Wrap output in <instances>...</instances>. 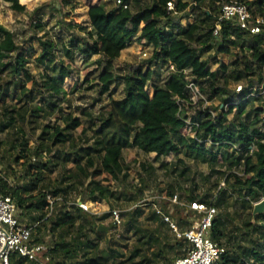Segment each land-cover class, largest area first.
I'll list each match as a JSON object with an SVG mask.
<instances>
[{
    "label": "trees",
    "instance_id": "trees-1",
    "mask_svg": "<svg viewBox=\"0 0 264 264\" xmlns=\"http://www.w3.org/2000/svg\"><path fill=\"white\" fill-rule=\"evenodd\" d=\"M4 1L17 11L26 7L21 3L23 0ZM132 1L135 11L122 5L109 10L103 4L92 5L88 10L93 44L80 50L87 56L99 54L98 62H105L100 75L102 91L109 90L111 82L118 80L124 83V96L120 99L111 96L95 117L88 113L97 119L99 128L94 129L91 138L84 129L82 143L74 135L82 125L81 119L72 113H62L67 95L65 84L74 68L71 64L53 63L52 54L58 43L52 37L42 40L39 60L47 71L42 77H35L25 67V56L14 55L18 49L15 35L0 21V72L8 70L3 79L6 85H0V96L5 99L13 93L18 101L27 99L19 106L0 104V133H12L9 144L10 149L18 152L15 161L24 158L30 164L26 172L30 177L21 184H14L7 171H0V195L15 198L21 215L35 225L33 243H41L42 224L51 221L49 230L56 237L46 250L49 264H173L186 254L190 242L184 235H177L163 213L173 218L183 233L193 220L180 204L171 210L168 202H164L150 211L148 220L156 224L154 227L142 225L140 218L145 213L142 205L121 213L122 217H128L124 221L126 233L132 232L137 237V245L127 255L116 248H101L100 241L107 232L99 227L105 226L103 222L111 213L97 215L74 202L83 192L92 201L136 199L135 194L118 192L110 186L129 177V166L123 156L127 148L138 147L145 153H156L158 158L184 152L186 157L210 167L202 180L206 184L213 182V186L201 192L195 182L185 196L189 203L200 201L218 209L210 234L220 244L221 253L213 264H264V213L253 220L254 204L264 198V95L259 91L264 83V25L259 33L253 34L234 22L224 21L220 33L214 34L221 2L243 3L257 16L264 15V0ZM169 1L175 3L180 16L169 13ZM124 2L129 4L130 0ZM191 16L194 21L182 27L181 20ZM138 33L140 40L153 46L156 66L174 67L164 85H154L152 95L147 89L154 74L152 67L144 70L139 66L126 72L112 69V61ZM234 48L238 49L234 59L211 69L210 62L218 54L232 53ZM64 49L69 59L74 60L73 50ZM189 82L205 95L199 107L192 100ZM239 82H246L241 92L231 89L232 83ZM235 96L236 100L226 109L229 99ZM215 98L222 100L217 115L213 113L216 105H204ZM232 112L234 115L229 119ZM56 113L59 114L56 123L43 125L39 142L31 150L30 138L21 124L32 122L30 116L51 118ZM43 152L49 154L46 160L29 161L30 153L41 156ZM60 166L64 171L62 177L50 180L47 172ZM33 167L35 172L31 170ZM188 171V167H183L179 174L185 177ZM176 189L170 185L161 188V192L172 197ZM48 194L55 198L54 207L62 202L54 218L48 216L51 205ZM58 197L63 199L57 200ZM232 209L248 211L249 216L239 224L233 219ZM112 223L114 227L119 225ZM11 260L13 264H41L16 254Z\"/></svg>",
    "mask_w": 264,
    "mask_h": 264
},
{
    "label": "rangeland",
    "instance_id": "rangeland-1",
    "mask_svg": "<svg viewBox=\"0 0 264 264\" xmlns=\"http://www.w3.org/2000/svg\"><path fill=\"white\" fill-rule=\"evenodd\" d=\"M145 1L148 0H141L142 3ZM21 3L25 4L26 7L23 11H17L12 8L11 3L0 0V21L14 33L18 44V49L14 52V55L23 54L27 60L26 69L32 75L39 78L47 71V67L39 60L43 51L42 40L52 37L58 43L54 54H52V56L54 55L53 63L57 65L71 64L74 68V72L67 78L65 84L67 95L65 101L62 103V113H72L81 119L82 125L75 130L74 135L79 140V143H82V138L84 139L85 137L82 134L84 129L85 131L87 129V136L91 138L94 135V129L99 128L97 119L93 118V116L95 117L107 105L111 96L118 99L124 96V83L118 80L111 82L109 90L102 91V87L104 86L100 80V75L105 68V62H98L101 57L99 54L87 56V54L80 50L81 47L91 46L93 44V40L89 35V31L92 28L88 15L89 8L92 5L103 4L110 10L119 7V3L117 0H23ZM129 8H132L134 11L136 9L132 0L129 2ZM176 16L180 15L176 14ZM194 19V16L183 18L181 20L182 27L192 23ZM38 24L42 26H37ZM139 36L140 33L133 37L128 47L121 52V55L117 59L112 61V69L116 72H119L118 69H123V72H126L139 66L144 70L152 67L154 74L147 85V89L152 95L154 85H164L169 80L172 70L168 68L167 64H162L161 67L154 64L152 57L153 46L140 40ZM64 47L73 50L74 60L69 59ZM237 51L238 49L234 48L232 53L218 54L217 59L210 62L211 69H217L222 61L228 62L234 59ZM146 52L147 56L144 54ZM211 53L214 52L212 51ZM205 56H208V54ZM221 73L222 71L220 70L219 75ZM7 74L8 70L4 73L0 72V85H6L3 79H6L5 75ZM245 83H232L230 87L231 89L237 90L240 84L244 86ZM236 97L229 99L226 104V109L232 100H236ZM36 98L38 102L39 97L37 96ZM202 98H205V95L199 91L195 90L192 92V100L198 107L200 106L199 103H201L200 99ZM26 100L18 101L13 93L6 95L5 99H2V96H0V104L5 102L19 106ZM210 104L217 106L213 111L215 115L220 113L219 107L222 106V100L220 98H215L213 101H206L204 105L208 106ZM88 113H92L93 116H90ZM190 113L193 114L194 110L191 109ZM233 115L234 112L230 113L229 119ZM58 116V113L51 118L44 116L32 118L30 116L29 118L30 120L32 119V122L28 121L24 125L21 124L30 138L29 145L31 150H34V147L39 142V135L43 125L56 123ZM33 119H36V121ZM11 135V132L0 133V140L3 141L0 145V171L1 173L7 171L10 181L14 184H21L28 181L30 177V175H26V172L30 169V164L24 158H20L18 162L15 161L18 152L10 149L9 141L12 138ZM48 155L44 152L41 156L30 153L29 161L31 163H37L41 160H46ZM123 156L125 163L129 166V177L122 181L111 183L110 186L118 192L133 193L136 195V199L132 201L122 197L119 200L110 198L107 200L92 201L83 192L79 195L80 198L87 201L90 205V211L97 215H102L105 212L111 213L113 209H120L121 213H125L131 211L138 205H142L145 209V213L140 218L142 225L145 227H154L156 224L148 220L150 211L160 208L164 202H168L170 209L174 210L177 203L171 200L173 196H165L161 192V188L174 185L178 188L175 192L178 195V200L188 205L189 201L185 194L192 184L198 182L201 187V192L213 186V182L206 184L202 180V176L207 175L210 171L209 165L207 163L196 162L192 158L186 157L184 152L178 154L171 153L168 156L158 158L156 153H145L138 147H133L125 149ZM180 158L182 159L181 161L179 160ZM9 165L12 168L8 167ZM145 166H147L146 168L148 170H145ZM183 167L189 168L185 177L179 174ZM31 170L35 172L36 168L33 167ZM63 172L60 166L54 172H47V175L50 180L55 181L62 177ZM212 181L214 180L212 179ZM221 184H224V182ZM61 205L62 202L57 205L55 204L54 212L50 211L48 215L54 218V215L59 211ZM187 205L183 207L180 204V207L184 208L185 213L188 212L189 219L193 220L198 215L191 212ZM231 211L234 221L239 224L249 216L248 211L237 212L233 209ZM21 212V210L18 212L20 219L27 223V220L21 215ZM123 218V223L116 227L112 223L113 219L111 216L103 222L109 229L106 231L107 235L100 242L101 248L103 249L116 248L128 255L134 246L137 245V237L132 232L126 233L124 221L128 217L124 215ZM172 220L175 222L173 218ZM50 224L51 221H45L42 224L39 234L42 238L41 243L47 248L51 246L56 237V234L49 230ZM45 264L49 263L47 262Z\"/></svg>",
    "mask_w": 264,
    "mask_h": 264
},
{
    "label": "built area",
    "instance_id": "built-area-1",
    "mask_svg": "<svg viewBox=\"0 0 264 264\" xmlns=\"http://www.w3.org/2000/svg\"><path fill=\"white\" fill-rule=\"evenodd\" d=\"M117 1L124 8L129 7V4L124 2V0ZM167 9L169 13L177 14L173 1L167 3ZM224 21L234 22L242 29L256 34L262 30L264 15L255 16L248 6L243 3L221 2L214 34L220 33V24ZM144 54L147 56V52ZM171 69L174 70V67L171 66ZM188 87L192 92L198 91V88L192 82L188 83ZM242 88L243 85L240 84L237 87V92H241ZM259 91L260 94L264 95V83L259 87ZM47 198L51 202L49 212H52L55 198L51 194H48ZM56 199L62 200L63 198L58 197ZM171 200L177 202L176 204H181L183 207L187 205L178 200L177 194L173 195ZM74 203L86 211L91 210L89 203L80 198ZM187 206L190 210L196 211L198 216L193 219L191 227L183 233L179 232L178 226L172 218L163 213L165 220L170 223L177 235H184L190 242L186 254L176 258L173 264H213L219 259L221 253L220 244L210 234L218 209L214 205L200 201H192ZM19 210L20 208L15 198L9 195H0V264H13L11 260L13 254L27 257L29 260L39 261L41 264L47 263L50 259L48 254H46L47 247L43 243L32 242L35 225L23 222L19 217ZM111 217L114 223L122 224L123 217L120 209H113Z\"/></svg>",
    "mask_w": 264,
    "mask_h": 264
},
{
    "label": "water",
    "instance_id": "water-1",
    "mask_svg": "<svg viewBox=\"0 0 264 264\" xmlns=\"http://www.w3.org/2000/svg\"><path fill=\"white\" fill-rule=\"evenodd\" d=\"M264 213V198L254 204L253 208V220H255L256 215ZM100 230L108 231L109 227L100 226Z\"/></svg>",
    "mask_w": 264,
    "mask_h": 264
}]
</instances>
